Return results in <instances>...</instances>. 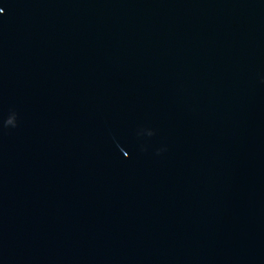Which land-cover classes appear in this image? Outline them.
<instances>
[{"label":"water","instance_id":"95a60500","mask_svg":"<svg viewBox=\"0 0 264 264\" xmlns=\"http://www.w3.org/2000/svg\"><path fill=\"white\" fill-rule=\"evenodd\" d=\"M0 264H264V0H0Z\"/></svg>","mask_w":264,"mask_h":264}]
</instances>
